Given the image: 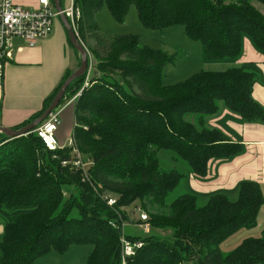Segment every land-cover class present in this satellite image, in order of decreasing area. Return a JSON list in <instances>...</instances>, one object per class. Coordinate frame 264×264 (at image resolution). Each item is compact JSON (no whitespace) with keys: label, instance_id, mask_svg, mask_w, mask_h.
<instances>
[{"label":"trees","instance_id":"trees-1","mask_svg":"<svg viewBox=\"0 0 264 264\" xmlns=\"http://www.w3.org/2000/svg\"><path fill=\"white\" fill-rule=\"evenodd\" d=\"M226 1L73 0L81 10V41H95L90 50L96 71L76 102L73 132L77 150L93 167L86 178L81 169L62 166L74 159L73 149L54 154L34 132L14 140L0 133V219L5 224L0 264H35L84 246L92 247L86 264H122V236L144 244L126 264H264V231L228 256L220 249L235 233L258 225L264 205L260 184L242 181L236 198L217 194L203 206L192 194L168 204L186 175L162 169L158 158L159 152L170 151L190 173L205 178L212 160L239 155L242 146L206 122L225 108L244 122L264 123V108L253 98L257 67L201 72L167 86L163 72L175 64V56L142 46L135 35L102 38L95 22L96 13L106 7L124 24L135 6L149 30L182 26L189 39L201 43L207 61L237 60L244 37L264 54V15L248 0ZM257 1L264 5V0ZM71 74L40 112L13 129L42 116ZM85 78L73 81L65 98L76 96ZM190 114L197 115V124L186 120ZM106 194L120 199L109 206ZM147 197L169 213L151 217L153 232L147 237L127 236L122 225L131 215L124 207ZM167 230L168 237L158 233Z\"/></svg>","mask_w":264,"mask_h":264},{"label":"crops","instance_id":"crops-1","mask_svg":"<svg viewBox=\"0 0 264 264\" xmlns=\"http://www.w3.org/2000/svg\"><path fill=\"white\" fill-rule=\"evenodd\" d=\"M60 1L62 8L67 9L62 0ZM13 2L30 9L39 8V0ZM70 4H73V0L67 2V7ZM13 45V60L5 68L0 83V127L11 129L30 121L43 109L45 100L60 87L66 74L79 68L80 57L60 19L55 22L53 34L39 42L36 47H28L21 39L14 40ZM200 59L203 62L216 63L212 64L214 66L229 68L254 64L259 72V81L254 86L253 98L264 108V54L256 50L248 37L243 39V52L237 60L205 61L203 47ZM72 107L64 109L63 115ZM69 117L67 114L66 119ZM63 124L64 122L56 134L62 146L70 138L67 135L68 129L62 128ZM206 125L211 129L221 130L233 143L240 144L242 151L231 159L212 160L205 178L188 173L187 185L192 188L194 195L199 200L201 197L208 200L213 195L232 193L236 198L242 181L263 183L264 123L244 122L240 116L223 108L218 115L208 119ZM4 232L5 224L0 222V238L4 236Z\"/></svg>","mask_w":264,"mask_h":264},{"label":"rangeland","instance_id":"rangeland-1","mask_svg":"<svg viewBox=\"0 0 264 264\" xmlns=\"http://www.w3.org/2000/svg\"><path fill=\"white\" fill-rule=\"evenodd\" d=\"M239 1L240 0H227L226 3L228 4L236 3ZM248 1L264 15L263 4H261L257 0H248ZM67 2H69V0H62L63 5L66 6V8L68 9L72 7V5L70 4V6L67 7ZM95 22L98 27L97 33L102 38L111 40L118 36L135 35L139 38L140 44L142 46L149 47L155 50H161L168 53L169 55L175 56L176 57L175 64L168 65L164 69L163 72L164 85L171 86L185 82L186 80L190 79L191 77L201 72H221L229 69L228 66H214L212 64H216V63H211V62L207 63L201 61L200 59L202 52L201 43L189 39L185 34L184 28L182 26H175V27H170L163 30H155V31L145 28L139 20L138 12L135 6L131 7L124 24L118 23L112 17L111 13L106 7H102L96 13ZM77 31L79 35V30ZM79 40L81 41L80 36H79ZM81 43L84 45V47L87 49L89 53L90 56L89 67L91 68L92 71L89 81L87 80V76L89 73L85 75L86 76L85 81L78 94H76V96L68 95V97H66L62 101L59 107L60 110L73 106L64 115L63 112L65 110H63L60 116L61 124L62 122H64L62 128H64L65 130L68 129L67 135H69L70 137L64 146H66L70 141V139H72L71 136L75 128L74 125L76 124L74 110H75L76 102L81 96V95L79 96V93H83L85 89H88L91 86V80L94 77L96 71L95 68L96 59L90 50L91 47L95 46V41L90 38H87V42L85 44L82 41ZM79 56L80 57H79L78 66H80V61H81V55L79 54ZM116 80H118L119 83L123 84L121 79H119L118 77ZM110 81L112 82V80ZM86 83L88 85L87 87H85ZM67 114L70 115L68 119H66ZM196 119H197V115L195 114H190L186 117L187 121H190L195 124H197ZM3 136L4 135L0 134V141L3 138ZM74 147L76 148V143H74ZM80 155L85 163L86 166L85 168H87V170L88 169L90 170V168L93 167V162L87 159L88 158L87 155H82L81 153ZM174 157L175 155L170 151L159 152L158 158L160 161L161 168L166 171H177L187 176L188 173H190L187 165L183 161H175ZM187 180H188L187 178L186 179L184 178L180 183V185L178 186V188L169 195L167 199L168 204L173 203L175 200H177L178 198L184 195L187 194L194 195L193 193L194 191H192V188H190V186L187 185L188 184ZM259 184L261 186V190L264 196V182ZM98 187L102 188V186L100 185ZM67 191L71 192L72 188H69ZM224 194H226L230 198H235L232 193H224ZM103 198L114 199L116 200V202L119 201L120 199L118 195H110V194H106L105 196H103ZM207 201L208 200H203V198L201 197L198 204L199 206H203L207 203ZM124 210L131 215V219L123 222L122 231L125 232L127 235H131V236L139 235L140 237L148 236V234H146L144 230L146 224H143V222H147L150 228V232L152 233L153 229L151 228V225L149 223L151 217L154 215L169 213L167 212L166 209L161 208L158 204H155L152 197H147V199L145 198L142 201L138 200L134 205H131L129 207H124ZM142 215L147 216L146 221L142 220ZM0 222L4 224V222L1 219ZM263 231H264V205L259 216L258 225L252 229H243L232 235L228 240H226L220 246L222 254L224 256L230 255L242 244V242L246 238H250V237L260 238L262 236ZM158 233L161 236L168 237L170 236L171 231L170 230L158 231ZM2 239L3 236L0 238V241ZM91 251H92L91 246L72 247L70 252L64 256H59L53 253L51 257L48 258L46 257L37 260L35 264H86L88 256L90 255ZM188 264H193V262H190Z\"/></svg>","mask_w":264,"mask_h":264},{"label":"built area","instance_id":"built-area-1","mask_svg":"<svg viewBox=\"0 0 264 264\" xmlns=\"http://www.w3.org/2000/svg\"><path fill=\"white\" fill-rule=\"evenodd\" d=\"M62 13L72 25L77 37L78 20L81 18V10L72 4V7L63 9ZM60 13L57 11L53 0H39L38 9H30L17 5L13 0H0V83L4 76V70L13 60V42L16 39L23 40L28 47L34 48L39 42L48 39L54 32L56 20L59 19ZM90 66V65H89ZM88 66L87 80H90L91 68ZM86 73V74H87ZM87 83L85 87H87ZM84 90V89H83ZM81 93H79V96ZM64 109L59 108L53 111L48 118L39 125L33 132L43 142L45 149L49 152H58L65 148L73 149V160L71 162H63V167L73 166L81 169L87 178L88 170L78 150L74 147V137L70 139L66 146H61L57 132L61 125V113ZM109 206H114L116 200L106 198ZM142 220L146 221L147 216L142 215ZM145 225V233L149 234L150 228L147 222ZM123 258L122 264H126V258L134 257L136 251L141 249L144 244L142 241H130L124 236L121 238Z\"/></svg>","mask_w":264,"mask_h":264},{"label":"water","instance_id":"water-1","mask_svg":"<svg viewBox=\"0 0 264 264\" xmlns=\"http://www.w3.org/2000/svg\"><path fill=\"white\" fill-rule=\"evenodd\" d=\"M53 3L55 5L57 11L60 13L59 19L62 21V24L64 25L65 29L67 30L72 45L81 55L80 66L63 83V85L59 89L58 93L56 94L55 98L53 99L50 107L46 110V112L42 116H40L34 122L30 123L28 126L22 128L20 130L0 127V133L4 134L10 140L18 139V138L24 137V136L32 133L39 125H41L48 118V116L53 111L57 110L60 107L62 101L65 99L67 89L69 88L71 83L73 81H75L76 79H78L79 77L86 75V73L88 71L90 56H89L87 49L81 43V41L77 37L72 25L70 24L68 19L65 17V15L62 13L63 8L61 5V1L60 0H53Z\"/></svg>","mask_w":264,"mask_h":264},{"label":"bare ground","instance_id":"bare-ground-1","mask_svg":"<svg viewBox=\"0 0 264 264\" xmlns=\"http://www.w3.org/2000/svg\"><path fill=\"white\" fill-rule=\"evenodd\" d=\"M4 77V76H3ZM69 143V142H68ZM61 151V150H60ZM55 154V153H54Z\"/></svg>","mask_w":264,"mask_h":264}]
</instances>
